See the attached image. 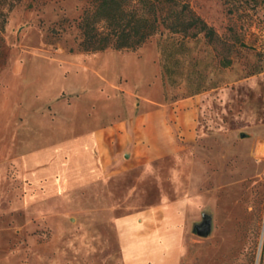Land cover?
<instances>
[{
	"label": "rangeland",
	"instance_id": "374dc122",
	"mask_svg": "<svg viewBox=\"0 0 264 264\" xmlns=\"http://www.w3.org/2000/svg\"><path fill=\"white\" fill-rule=\"evenodd\" d=\"M181 2L213 36L161 27L134 50L85 52L96 3L0 0V264H175L178 249L182 264H264V0ZM156 110L175 150L158 130L152 158L129 152L98 182L56 189L52 161L23 163ZM142 212L164 220L131 231L145 261H122L116 220Z\"/></svg>",
	"mask_w": 264,
	"mask_h": 264
},
{
	"label": "crops",
	"instance_id": "0c3cea01",
	"mask_svg": "<svg viewBox=\"0 0 264 264\" xmlns=\"http://www.w3.org/2000/svg\"><path fill=\"white\" fill-rule=\"evenodd\" d=\"M165 116L164 110H156L140 120L136 127L131 128L126 123H119L112 124V127L90 130L59 145H52L39 153L26 155L23 163L29 168L34 161L41 163L52 161L51 165L54 169L51 173H54L57 178V181H54L56 189L62 190L95 183L104 177L111 166L112 168L115 166L120 156L136 152L138 156L150 158L151 153H155L160 148L156 141L158 130L166 137L168 136L169 141L174 145V151L173 129L167 124ZM178 124L183 126L180 121ZM27 178L35 180L32 175H28ZM141 214H143L142 217L141 215H127L116 220L115 224L117 228H120L119 242L122 261L131 263L145 261L149 251L145 250L144 255H138L135 247L147 246L149 243L143 242L141 238H133L130 235L131 231L133 232L134 228V230L141 229L148 223L157 225L160 218L164 220L162 216L154 217L148 212ZM178 238L179 241L182 240V233L178 235ZM180 253L181 250L178 249L175 254V264H182Z\"/></svg>",
	"mask_w": 264,
	"mask_h": 264
},
{
	"label": "trees",
	"instance_id": "16d2710c",
	"mask_svg": "<svg viewBox=\"0 0 264 264\" xmlns=\"http://www.w3.org/2000/svg\"><path fill=\"white\" fill-rule=\"evenodd\" d=\"M92 13L86 12L78 23L80 48L85 52L106 49L134 50L161 27L173 34L187 35L191 30L213 36V30L196 17L181 0H91ZM161 5L178 6L172 17L158 15ZM193 35V34H191Z\"/></svg>",
	"mask_w": 264,
	"mask_h": 264
},
{
	"label": "water",
	"instance_id": "95a60500",
	"mask_svg": "<svg viewBox=\"0 0 264 264\" xmlns=\"http://www.w3.org/2000/svg\"><path fill=\"white\" fill-rule=\"evenodd\" d=\"M127 157V155H125ZM211 229V222L209 218H203L202 222L194 226L193 233L202 238H206Z\"/></svg>",
	"mask_w": 264,
	"mask_h": 264
}]
</instances>
